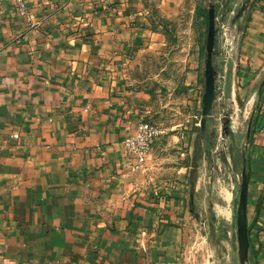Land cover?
Listing matches in <instances>:
<instances>
[{
    "label": "crops",
    "instance_id": "crops-1",
    "mask_svg": "<svg viewBox=\"0 0 264 264\" xmlns=\"http://www.w3.org/2000/svg\"><path fill=\"white\" fill-rule=\"evenodd\" d=\"M26 1L30 22L0 0V264H182L189 176L205 164L202 64L200 49L165 57L158 14L178 15L185 0ZM225 3H215L207 133L224 128L225 113L234 131L252 122L248 258L264 264V0ZM153 80L175 84L166 104L147 89ZM169 112L181 120L136 170L123 139L141 118Z\"/></svg>",
    "mask_w": 264,
    "mask_h": 264
},
{
    "label": "rangeland",
    "instance_id": "rangeland-1",
    "mask_svg": "<svg viewBox=\"0 0 264 264\" xmlns=\"http://www.w3.org/2000/svg\"><path fill=\"white\" fill-rule=\"evenodd\" d=\"M216 2L217 0H185L178 15L166 17L158 14L159 23L168 43L165 53L168 60L181 61L180 59L188 51L192 52L195 49L194 51L198 52L200 49V53H196V57H194V64L196 65L198 61L202 64L200 80L203 93L205 91L208 32V19L203 14V10L211 5L215 6ZM187 56L189 61L192 55L190 53ZM159 60L163 61L162 58ZM158 67L159 64L156 68L144 70L143 73L152 74ZM167 70L174 72L176 68L171 65V68H167ZM153 82L147 89L156 96L158 102L164 101L166 104L168 101L165 97L169 98V93L173 92L175 84L168 80H153ZM187 87H190V84H182L179 90L182 89L183 92ZM178 94L179 98L180 93ZM184 100L185 95L182 96L183 105L191 108V105ZM195 109L200 123L202 106ZM190 113L194 112L188 109L186 114ZM225 115L223 117L224 128L221 131L211 130L210 134L205 135L200 133L198 136L200 138L197 139V155L199 158L202 157V162L204 161L205 164H202L201 169L198 168L199 165L195 169L192 168V174L189 176V182L192 184L191 189L195 196L189 200L190 212L184 224L185 244L182 264H255L253 260L249 261V258L245 263H241L237 232V209L245 163L242 154L246 153L247 155L249 140L247 130L250 120L247 118L242 122L240 128L234 131L229 113H225ZM177 118L181 120L180 117L174 116L173 112H169L157 114V117H151V120L157 122L163 128L164 135H167L166 131L172 127V121ZM187 127L191 129L189 126ZM206 136L208 140L206 138L205 143L206 141L209 143L205 147H201L200 140Z\"/></svg>",
    "mask_w": 264,
    "mask_h": 264
},
{
    "label": "water",
    "instance_id": "water-1",
    "mask_svg": "<svg viewBox=\"0 0 264 264\" xmlns=\"http://www.w3.org/2000/svg\"><path fill=\"white\" fill-rule=\"evenodd\" d=\"M232 0H226L224 5L227 8ZM245 5L239 14L243 12ZM208 32L206 41V58H205V91L202 97V111L200 118V132L202 135L207 134V121L212 114V107L217 96L216 69L214 66V50L217 41L216 13L215 6L211 5L208 10ZM252 122L250 121L247 130V137L250 138ZM247 194H248V175L247 166L244 163L242 171V183L240 189V198L237 209V232L239 242V257L241 263H245L249 257L250 237L247 222Z\"/></svg>",
    "mask_w": 264,
    "mask_h": 264
},
{
    "label": "built area",
    "instance_id": "built-area-1",
    "mask_svg": "<svg viewBox=\"0 0 264 264\" xmlns=\"http://www.w3.org/2000/svg\"><path fill=\"white\" fill-rule=\"evenodd\" d=\"M11 1L16 8L17 14L30 22L32 17L27 1ZM99 2L105 7H110L113 0H99ZM219 27L223 32L227 29V25L224 22H220ZM163 135L164 130L157 122L151 119L141 118L137 126L125 136L122 141L123 148L135 159L134 168L136 170L145 167V163L154 145L163 137Z\"/></svg>",
    "mask_w": 264,
    "mask_h": 264
},
{
    "label": "trees",
    "instance_id": "trees-1",
    "mask_svg": "<svg viewBox=\"0 0 264 264\" xmlns=\"http://www.w3.org/2000/svg\"><path fill=\"white\" fill-rule=\"evenodd\" d=\"M208 10H209V8H206L205 10H203V14L206 16V18L208 19V22H207V25H208V23H209V18H208ZM207 30H208V27H207ZM253 121H254V114H253ZM242 157L244 158V161H245V163H246V161L248 160V157H247V155H246V153L244 154H242ZM248 229H249V232H250V226H248Z\"/></svg>",
    "mask_w": 264,
    "mask_h": 264
}]
</instances>
